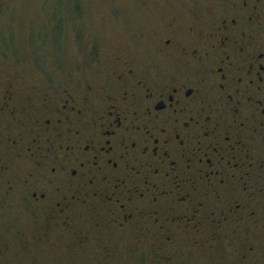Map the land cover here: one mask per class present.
<instances>
[{
    "label": "flooded vegetation",
    "instance_id": "1",
    "mask_svg": "<svg viewBox=\"0 0 264 264\" xmlns=\"http://www.w3.org/2000/svg\"><path fill=\"white\" fill-rule=\"evenodd\" d=\"M216 2L155 16L145 61L123 47L91 77L2 78L0 206L31 219L18 256L44 243L166 263L185 241L264 255V0Z\"/></svg>",
    "mask_w": 264,
    "mask_h": 264
},
{
    "label": "rangeland",
    "instance_id": "2",
    "mask_svg": "<svg viewBox=\"0 0 264 264\" xmlns=\"http://www.w3.org/2000/svg\"><path fill=\"white\" fill-rule=\"evenodd\" d=\"M216 5V0H0V87L2 78L39 84L46 71L53 74L56 84L69 73L77 80L85 74L91 77V68L98 65L92 59L102 56L110 65L112 57L124 48L145 61L155 16H186L200 12L199 8L209 13ZM20 208L5 203L4 208L0 206V230L5 228L11 246L8 254L0 257V264H264L259 249L241 261L235 244L230 243L232 247L219 255L217 250L196 252L186 241L166 263H153L138 252H123L121 257L106 261L99 246H92L80 260L79 250L44 243L18 256L15 228L27 229L31 220ZM259 219L254 231L264 248V215Z\"/></svg>",
    "mask_w": 264,
    "mask_h": 264
}]
</instances>
